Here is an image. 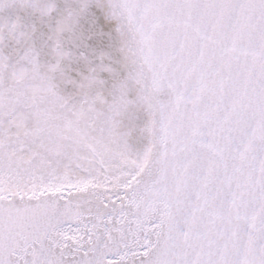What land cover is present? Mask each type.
<instances>
[{"label": "snow or ice", "instance_id": "snow-or-ice-1", "mask_svg": "<svg viewBox=\"0 0 264 264\" xmlns=\"http://www.w3.org/2000/svg\"><path fill=\"white\" fill-rule=\"evenodd\" d=\"M0 264H264V0H0Z\"/></svg>", "mask_w": 264, "mask_h": 264}]
</instances>
